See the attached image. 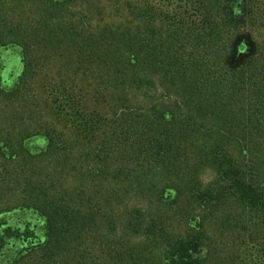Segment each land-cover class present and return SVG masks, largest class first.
<instances>
[{"label":"trees","instance_id":"16d2710c","mask_svg":"<svg viewBox=\"0 0 264 264\" xmlns=\"http://www.w3.org/2000/svg\"><path fill=\"white\" fill-rule=\"evenodd\" d=\"M104 1L0 0V264H264V0Z\"/></svg>","mask_w":264,"mask_h":264},{"label":"rangeland","instance_id":"374dc122","mask_svg":"<svg viewBox=\"0 0 264 264\" xmlns=\"http://www.w3.org/2000/svg\"><path fill=\"white\" fill-rule=\"evenodd\" d=\"M89 16V15H88ZM128 19L126 14H117L114 12V10L110 7L108 2L101 0V7L100 12L98 13H92L90 17H88L87 20L92 21L91 25H94L95 23H104V24H112V23H124ZM38 56L43 59V50H38ZM55 60V61H54ZM54 60H50L51 64L48 66L50 71V75L53 77H56L57 79H71L72 75L77 73L73 68H67L63 61H61V58H55ZM18 61V54L16 52H9L5 54L0 63V69H2L1 73V80L0 81H10L12 82V78H10L11 73L13 69L16 67ZM43 68V64L41 63L39 65V69ZM43 70V69H42ZM79 79L82 81L85 85L86 83H91L92 81L87 80V77L82 75V73H79ZM43 84V79L41 83L37 84L38 91H42L41 86ZM41 109V108H40ZM12 110V106L8 103H1L0 102V133H5L9 129H11L10 124L13 122V120H10V117L12 114H10V111ZM43 111V110H39ZM43 114V112L41 113ZM62 126V125H61ZM9 197H0V210L6 209L9 204ZM242 232L239 231V229H235L233 233H223L220 236V244H221V250L223 252V257L226 261L230 260L231 262L234 261L235 264H241V262L244 264L247 262V254L248 249L251 246L250 240L251 237L244 236L241 237ZM228 259V260H227ZM248 264V263H247Z\"/></svg>","mask_w":264,"mask_h":264}]
</instances>
